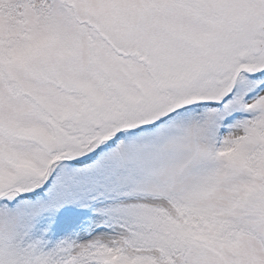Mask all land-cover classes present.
Segmentation results:
<instances>
[{
  "label": "snow or ice",
  "instance_id": "1",
  "mask_svg": "<svg viewBox=\"0 0 264 264\" xmlns=\"http://www.w3.org/2000/svg\"><path fill=\"white\" fill-rule=\"evenodd\" d=\"M0 264H264V0H0Z\"/></svg>",
  "mask_w": 264,
  "mask_h": 264
}]
</instances>
